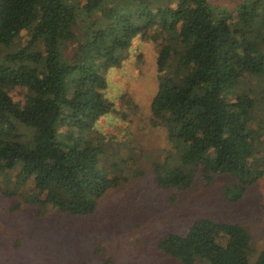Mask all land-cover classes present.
<instances>
[{
	"label": "trees",
	"instance_id": "16d2710c",
	"mask_svg": "<svg viewBox=\"0 0 264 264\" xmlns=\"http://www.w3.org/2000/svg\"><path fill=\"white\" fill-rule=\"evenodd\" d=\"M137 39L155 46L150 121L174 152L153 163L155 188L190 191L234 176L222 196L238 204L264 178V0H243L233 13L209 0H0L4 196L26 185L28 203L88 217L141 173L101 130L137 110L127 95L119 107L107 96L108 72ZM157 248L182 264H264V251L250 261L251 236L237 223L198 220Z\"/></svg>",
	"mask_w": 264,
	"mask_h": 264
},
{
	"label": "rangeland",
	"instance_id": "374dc122",
	"mask_svg": "<svg viewBox=\"0 0 264 264\" xmlns=\"http://www.w3.org/2000/svg\"><path fill=\"white\" fill-rule=\"evenodd\" d=\"M242 1L209 0L229 13ZM69 52L74 58L75 50ZM4 54L0 51V61ZM156 60L154 44L137 39L122 64L107 74L108 98L119 107L120 96L127 95L137 110H128V115L117 112L101 130L115 136L120 156L135 162L141 173H131L124 185L109 191L88 217L28 203L32 195L26 185L11 186L15 194L4 196L0 185V264H104L107 258L112 264H182L165 256L157 244L202 219L242 225L251 236L250 261L259 258L264 251V178L249 187L238 204H229L222 196L224 186L236 181L234 176H219L211 187L199 180L190 191L155 188L153 163L174 153L165 128L150 121L157 90ZM257 86L255 82L252 88ZM15 99L23 102V94Z\"/></svg>",
	"mask_w": 264,
	"mask_h": 264
}]
</instances>
